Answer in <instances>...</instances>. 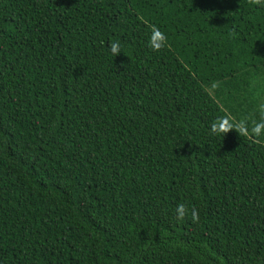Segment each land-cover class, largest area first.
Masks as SVG:
<instances>
[{"label":"trees","instance_id":"16d2710c","mask_svg":"<svg viewBox=\"0 0 264 264\" xmlns=\"http://www.w3.org/2000/svg\"><path fill=\"white\" fill-rule=\"evenodd\" d=\"M261 102L264 6L0 0V264H264Z\"/></svg>","mask_w":264,"mask_h":264},{"label":"clouds","instance_id":"9594fccd","mask_svg":"<svg viewBox=\"0 0 264 264\" xmlns=\"http://www.w3.org/2000/svg\"><path fill=\"white\" fill-rule=\"evenodd\" d=\"M250 5L264 6V0H248ZM148 46L154 52H160L167 47V37L163 31L156 25H152L148 38ZM110 52L113 57L121 53V45L119 41L110 43ZM218 84L214 85L217 87ZM259 119L245 117L237 120L231 113L226 112L224 115L217 117L210 125V132L213 135L223 137L230 131H235L240 137L253 139L259 142V138L264 136V102L257 106ZM190 214L193 223L199 222V213L196 209H190L186 204L180 203L175 209V216L178 220H184Z\"/></svg>","mask_w":264,"mask_h":264}]
</instances>
